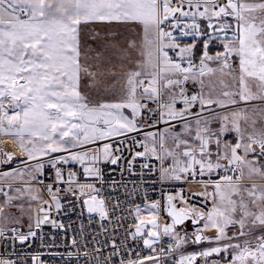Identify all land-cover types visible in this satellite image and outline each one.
<instances>
[{"label":"snow or ice","instance_id":"snow-or-ice-1","mask_svg":"<svg viewBox=\"0 0 264 264\" xmlns=\"http://www.w3.org/2000/svg\"><path fill=\"white\" fill-rule=\"evenodd\" d=\"M0 264H264V0H0Z\"/></svg>","mask_w":264,"mask_h":264}]
</instances>
